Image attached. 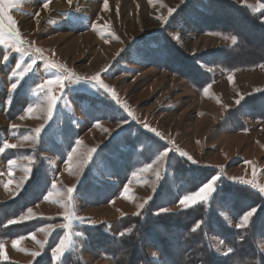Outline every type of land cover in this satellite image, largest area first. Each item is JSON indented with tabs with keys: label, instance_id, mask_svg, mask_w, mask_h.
<instances>
[{
	"label": "rangeland",
	"instance_id": "374dc122",
	"mask_svg": "<svg viewBox=\"0 0 264 264\" xmlns=\"http://www.w3.org/2000/svg\"><path fill=\"white\" fill-rule=\"evenodd\" d=\"M238 1L242 0L236 2ZM258 1L260 6L264 4L263 1ZM8 2L9 10L0 13V19L4 20V26L0 24V111L7 110L10 107L9 102H19L25 107L26 115L30 113L28 109L33 110L34 107L38 108V112H44L42 116L41 114L34 116L36 120L42 121L45 115L48 117L50 98L55 96L57 102L53 111L58 112L59 117L62 112L59 110L60 107L63 108L64 117L68 115L73 117V113L71 115L64 108L76 109L79 105L85 108L87 112L84 111L91 120L98 121L87 125L86 121L80 122L81 132L90 141L80 140L72 157L74 162L72 167L75 171L71 167L70 171L63 173L59 172L61 168L52 167L49 161L53 153L49 146L50 142L43 144L39 153L51 169L52 177L61 175L56 177L57 181L70 182L71 177H76L79 173L83 160L87 162L89 153L92 154L95 148L97 150L131 122L149 131L144 123L136 122L138 119H147V122H152L148 123L151 127L158 123L166 128L165 133L169 139L160 137L167 144L163 150L165 160L171 153H178L200 166L215 168L220 166L226 172L225 175L233 179L250 181L257 187H264L261 183L264 181V174L247 167V160L258 158L260 126L257 123L264 122V119L255 118L249 112L241 111L238 105L245 96L251 94L242 92L241 87L243 88L245 82L257 80L263 75L243 73L238 76L236 82H233L235 75L233 71L236 69L224 70L215 62H206L201 66L212 75V80L208 85L197 88L179 74L142 61L136 50L140 38L160 30L166 31L189 55L209 53L224 47V44L229 42L226 40L229 38L227 35L198 31L182 18L171 20L177 8L187 0H8ZM242 2L256 9L259 7L255 0ZM9 23L13 24L11 32ZM247 40L255 49L254 55L263 53L264 42ZM198 42L200 45H197ZM192 49L198 51L190 53ZM255 67L262 69L264 74V63ZM97 76L99 80H94L93 78ZM57 77L62 80V84H47L49 80L56 81ZM13 84H16L15 88L12 87ZM254 86L261 87V84L257 82ZM81 92L98 96L100 101L93 107L88 105L85 107L89 102H80L75 98V93ZM110 101L114 106L108 103ZM21 106L11 105L6 118L17 117L22 110ZM76 113L78 114L77 111ZM0 118L8 121L2 112ZM242 123L245 125L242 126ZM48 130L49 125L43 133ZM38 143L39 140L34 146L25 147L23 152L29 153L30 150L35 154ZM13 153L14 151L8 152ZM262 153L259 156L261 161L264 159ZM247 156H250V159H247ZM66 159L63 157L62 163H65ZM162 160L163 158L150 168L143 169L135 177L137 180L129 177L121 184V192L116 197L121 196L122 192L125 193L124 187L129 189L130 185L131 190L125 198H128L127 203L133 205L134 210L139 209L141 203L136 205L130 199L129 193L132 189H138L146 195L152 189L155 192L161 176L159 172L165 162L162 164ZM86 164L83 163L79 177L71 188H75ZM107 180L116 181L115 178ZM65 194V188L58 187L57 193L52 196H58L60 202L46 201L44 204L48 208L55 207L56 210L66 212L68 208ZM81 202L77 198L73 208L69 204L71 209L67 218L56 215L53 218L57 219L52 222L56 223V226H61L64 222L63 225H66L69 219L75 222L79 217H85L83 214L87 215L90 210L83 208ZM178 202L179 200L163 210L176 211L174 208H179ZM199 202L201 200L196 204ZM180 207L185 208L181 203ZM104 209L100 207L95 210ZM101 213L104 214L105 211ZM242 218L243 216L236 220L227 213L224 214L228 224V221L233 225L239 223L238 227H242V223L244 226L249 223L245 225V222L241 221ZM261 242L264 249V241ZM224 245L217 243V250L225 249ZM150 249L152 247L148 248V253Z\"/></svg>",
	"mask_w": 264,
	"mask_h": 264
},
{
	"label": "trees",
	"instance_id": "16d2710c",
	"mask_svg": "<svg viewBox=\"0 0 264 264\" xmlns=\"http://www.w3.org/2000/svg\"><path fill=\"white\" fill-rule=\"evenodd\" d=\"M172 18H182L198 31L235 36L237 42L209 53L189 55L166 31L160 30L137 41L136 50L142 61L179 74L197 88L212 80V75L201 66L203 63L215 62L224 70L251 68L264 63V51L254 55L255 49L247 40L264 42V10L256 13L233 0H187ZM75 98L89 102L85 107H93L100 101L98 96L87 92L75 93ZM108 103L114 106L113 102ZM238 105L241 111L264 119V90L245 96ZM69 119V115L63 118V142L53 138L54 130L49 129L41 135L31 176L17 197L0 201V239L29 233L57 219L9 223L41 201L49 191L52 172L39 151L48 141L51 150L65 157L76 134ZM166 146L160 137L131 122L98 147L86 164L72 196L81 198L88 205L110 201L120 194L121 184L133 172L151 163ZM109 178L116 181L107 180ZM212 178H216L215 188L206 200L176 211H161ZM251 210L255 212L246 226L234 227L224 219L227 213L239 220ZM66 225L81 235L76 236L78 242L65 254L61 264H83L79 246L110 258L114 264H264L261 246L264 241V195L261 191L228 177L219 168L200 166L178 153H171L165 160L156 190L141 211L125 215L115 223L116 234L109 232L106 223L89 226L69 219ZM63 231L61 228L51 235L44 252L33 264L52 263V250ZM214 235L229 246V254L215 252ZM151 247L158 250L161 261L150 258L148 248Z\"/></svg>",
	"mask_w": 264,
	"mask_h": 264
},
{
	"label": "crops",
	"instance_id": "0c3cea01",
	"mask_svg": "<svg viewBox=\"0 0 264 264\" xmlns=\"http://www.w3.org/2000/svg\"><path fill=\"white\" fill-rule=\"evenodd\" d=\"M242 1L241 2L238 1L239 4L247 6L253 12L260 13L264 9V4L262 3V5L260 6V1H258V0L257 1L255 0V2L257 4H259V7L257 9L250 6L249 4H244ZM227 37H229V38L228 39L225 38V39L228 40L229 42L227 44H224L225 46L230 47V46H233L237 42V38L235 36L227 35ZM197 45H200V42H198ZM197 51L198 50H196V49H192V51L190 53H194ZM262 71L263 70L258 68V67L257 68L251 67V68L236 69L233 71V72H235V73H233V74H235L233 77L234 78L233 82H236V79L238 78V76L240 74H243V73H245V74L257 73L259 75H263L262 77L259 76L260 78H258L257 80L254 79V81L245 82V85L243 86V88L241 87V90H243L242 92H246V93L259 92L260 90H264V74ZM256 81L259 84H261V87L254 86V83H257ZM207 87H209V86H207ZM240 98H242V97H240ZM13 104H17L19 106L22 105L19 102H16V103L9 102L10 107ZM7 108L8 107H6V109ZM24 108L25 107L21 106L22 110L17 114V117L16 116H15V118L11 117L12 119L9 117H8L9 119L6 118L8 109L0 111L3 113L4 117L8 120V121H6V120H2L0 118V201H7L10 199H13V198L17 197L19 195V193L21 192L25 183L27 182V180L31 176V173L33 170V164H34L35 159H36L35 154L33 152H31L30 150H29V153L23 152V149H25V147L34 146L36 141H38L40 139L41 135L43 134V132L45 131V129L47 128L48 125H49V129L51 131L54 130L52 133L53 138L59 143L63 142L62 127H63L64 112H63L62 107H60V109H59L62 111L60 113L61 114L60 117L58 116V112L53 111L52 117L46 118V115H45L42 118V121L36 120L34 118V116L36 114H41V116H42L43 114H45L44 112H42V111L38 112L37 111L38 108L34 107L32 112L27 113V115H26ZM64 109H65V111H69L70 114L73 113V115H74L73 117L71 116L69 119L71 124L76 129V134H75V138H74L75 141L73 143L74 145L72 144L71 147L67 150L65 157H64V158H67L65 163H62V158L53 150H52L53 153H51L52 156H50V160H49L52 164V167H55L57 169H58V167L61 168L62 170H59V172L63 171V173L71 170V167L73 166L74 162H73V160H71V162H69L68 157H69V155H72V157H74L73 149H75V150L77 149L80 140L81 141L84 140L85 142L90 141V140H87V136L83 135V133L81 132L82 127H80V122L86 121V124L83 123L85 125L98 123V121L91 120L87 116V113H85L84 109L79 105L76 106V109H75V107L74 108H67L66 107ZM53 110H54V108H53ZM76 111L78 112V114L76 113ZM31 114H33V117H31ZM39 118H40V116H39ZM209 118L211 119V117H209ZM136 122L142 123V124L144 123V125L146 127H148L147 129L149 131L158 135L159 137H162L164 139H169L168 134L165 133L166 128L161 127L158 123H156V125L154 126L156 128H154L148 124V123H152V122L151 121L147 122V119H138V120H136ZM51 123H53V124H51ZM42 125L44 126L42 131L40 133H37L36 129L41 128ZM257 125L260 126V128L258 129L260 131L259 135H258L259 142H258V148H257L258 158H257V160L252 159V161L247 160V165H248L247 167H249L255 171L262 172L264 174V159H263V161H261L259 158V156L262 152H263L262 155L264 154V122H262V123L258 122ZM249 130H250V128H249ZM89 133H91V131ZM241 133H244V132H241ZM64 135L66 136L67 134L64 133ZM243 136H245V135H243ZM7 144L17 145V147L9 148V147H6ZM84 145H85V143H84ZM183 148L186 149L187 151H189L188 148H186V147H183ZM27 149H29V148H27ZM95 150H96V148L94 149V151ZM9 151H14V153L8 154ZM94 151L92 152V154L94 153ZM183 152H185V151L183 150ZM92 154H91V156H92ZM164 155L165 154L163 153V151H161L151 163L146 164V165L138 168L135 172H133L130 176L131 179L134 178L135 180H137L138 178H135V177H137L139 175V173L142 172L143 169L147 168L149 165H153L154 163H156V161H159L162 158H163V160H162V164H163V162L165 161ZM91 156L88 157L87 162L89 161ZM247 159H250V156H247ZM13 161H15V163H11ZM84 162L85 161L83 160L82 165ZM87 162H85V164ZM249 162H251V163H249ZM162 164H161V166H162ZM82 165L80 166L79 173L76 175V177L75 176L71 177L73 181L72 180H69L70 182H66V180L65 181H63V180L57 181L56 177L58 175L60 177L61 175L58 174L57 176H55V178L52 179V182H51V185L49 188V192L47 193L45 198H43L41 202H38V203L32 205L31 207H29L28 209H26L25 211L21 212L19 215H17L13 219H11L9 221V223L26 222V221H30V220H34V219H38V218L51 219L56 215H61L62 217L67 218L69 213H70V209H71L70 205L73 208L74 203H76V199L79 198V197H73L72 195H71V197H69L68 193H67V189L71 188L74 185L75 181L79 177ZM163 168H164V165H163ZM163 168L160 169V172H159L160 175L163 171ZM218 168L221 171L225 172L220 166ZM72 169H74V171H75L74 167H72ZM244 170H245V168H244ZM57 172H58V170H57ZM228 177H230V176H228ZM234 179L240 183L250 185V186L258 189L259 191H261V187H257L253 183H245L243 180L236 179V178H234ZM132 181H131V183H132ZM261 183L264 186V181H261ZM58 187H59V189L65 188V191H66L65 203H67V208H68V210L66 212H65V210L64 211L56 210L55 207L48 208L46 206V204H44L46 201L47 202L54 201L55 203L58 201L60 202V199L58 198V196L55 197V196L49 195V193H51L53 195L56 194ZM214 188H215V184H214ZM129 189L131 190L130 185H129ZM124 190H125V187H124ZM133 190L134 189H132V191L129 193V197H130V199H132L135 202L136 205H138V203H141V207L139 209L134 210V206L127 203L126 199H128V198H125L126 195L124 192H122V194H121V196L123 195L121 200H120L121 196H119V197H115V198L111 199L112 200V201L110 200L111 202L108 201L107 203L100 204V205H88L85 202H83V200L81 198H79L82 201L81 203L84 205V206L82 205L83 208H88V210H90V211L87 215L83 214L85 217H79L78 220L75 222L77 224H83V225H89V226L97 225L100 223H106V224H108L109 232L116 234L117 232H116V228H115V223L121 217H123L127 214L139 213L141 211V209L152 198V196L154 194V189H152L151 191H148L149 192L148 195H146L145 192L142 193L138 189H136L134 191ZM195 192H197V191H195ZM195 192H193V193H195ZM261 193L264 195V192L261 191ZM190 194H187V195H190ZM60 195L64 196L63 194H59V196ZM184 196H186V195H184ZM184 196H181L179 199V202L177 203L179 205V208H174V210H180V209L184 208V207H180V200H182V198ZM201 201H203V200H201ZM100 207L105 208L104 210H101V211H105L104 214H102L100 210H95V209H99ZM130 207L133 209H131ZM188 207H190V206H188ZM29 209H31V213H29ZM131 210H133V211H131ZM251 211H253V210H251ZM242 220H243V218L241 219V221ZM228 222L230 225H232L234 227L240 226L239 223H237L236 225H233V224H231L230 221H228ZM237 222H240V221H237ZM248 222L249 221L245 222V225ZM63 224H61V226H56V223L48 222V223H45L44 225L38 227L37 229L27 233V234H23V235L11 237V238L0 239V263L16 262V263H20V264H33L34 261L36 260V258L44 252L45 247L47 245V242L50 239L51 235L55 231H57L58 229L64 228V232L61 234L58 242L56 243V245L54 246V248L52 250L53 261L51 264H61V261H62L63 257L65 256V254H67L70 250H72L74 248L75 244L78 242L75 239L76 236L79 237V235H81L80 232H78L76 229H73V228L71 229V227H68V228L62 227ZM49 225H51V227H49ZM65 237H68V240L66 241V247H65L64 251L63 252H56L55 250L57 249V246L60 244L61 240L65 239ZM15 241H19V243L16 244V243H14ZM212 243H213V247L215 249V252L217 254L227 255L230 253L229 246L219 236H215V238L212 239ZM217 243L225 244L224 245L225 249L217 250V248H216ZM78 253H79V256H80L83 264H113V261L110 258L104 257V256L103 257L98 256L92 250H90L87 247L79 246ZM149 253H150L152 260H154L156 262L161 261V256H160V253L158 252L157 249L152 248V249H150Z\"/></svg>",
	"mask_w": 264,
	"mask_h": 264
},
{
	"label": "snow or ice",
	"instance_id": "6c2138e0",
	"mask_svg": "<svg viewBox=\"0 0 264 264\" xmlns=\"http://www.w3.org/2000/svg\"><path fill=\"white\" fill-rule=\"evenodd\" d=\"M173 11H174V10H173ZM3 22H4V20H3V19H0V24H2V25L4 26ZM13 23H15V21H13ZM12 25H13V24H10V23H9V31H10V32L12 31V27H11ZM54 66H55V65H54ZM93 79H94V80H99V77L97 76V77H94ZM229 79H232V77H229ZM49 81H50V80H49ZM55 83H60V84H62L63 82H62V80H61L59 77H57ZM47 84H48V85H51V84H53V83H48V81H47ZM12 87L15 88V87H16V84H13ZM105 87H106V86H105ZM113 95H115V93H113ZM56 102H57V98H56L55 96H52V97L50 98L49 107H48V109H47V114H48V117H49V118L52 116L53 108H54ZM28 111L31 112L32 109L29 108ZM43 127H44V126L42 125L41 128H37V129H36V132H37V133H40V132L42 131ZM6 147L12 148V147H17V145L7 144ZM75 151H76V150L73 149V153H75ZM89 156H91V153H89ZM68 159H69V162H71V160H72V155H69ZM85 162H86V161H85ZM11 163H15V161H13V162H11ZM249 163H251V162H249ZM148 167L150 168L151 165H149ZM157 175H159V174H157ZM244 182H245V183H251L250 181H244ZM215 183H216V180H211V182H207V183H205L202 187H200V189H202V191H199V194H198L197 196L186 195V196L183 197V198H184L183 200H180V203H181L183 206L188 207L189 204H195L197 201L202 200L201 198H203V199H207L208 196L214 191V184H215ZM200 189H199V190H200ZM74 190H75L74 188H68V189H67V192H68V194H69V197H71V194L74 192ZM129 191H130V189L127 188V191H125V195H127ZM49 195H52V194L49 193ZM161 211H167V210H161ZM29 213H31V209H29ZM253 214H254V213H253L252 211L247 212V216H245V215L243 216V222H247V221L250 219V217L253 216ZM66 215H67V214H66ZM242 224H243V223H242ZM49 227H51V225H49ZM62 227H68V225H63ZM67 240H68V237H65V239L63 240V243H62V244H61V241H60V248H57L55 251H56V252H63L64 249H65V247H66V241H67ZM14 243L18 244L19 241H15Z\"/></svg>",
	"mask_w": 264,
	"mask_h": 264
},
{
	"label": "clouds",
	"instance_id": "9594fccd",
	"mask_svg": "<svg viewBox=\"0 0 264 264\" xmlns=\"http://www.w3.org/2000/svg\"><path fill=\"white\" fill-rule=\"evenodd\" d=\"M10 8V4L8 2V0H0V13H6ZM48 83H55V81L50 80L48 81ZM125 191H127V188H125ZM199 191H202V189L198 190L195 193H191V196H197L199 194ZM261 191L264 192V187L261 188ZM184 198H182L183 200ZM203 199V198H201ZM198 202V201H197ZM188 206H191V204H189ZM255 210H253L252 212L254 213ZM245 216H247V213L245 214ZM249 221V220H248ZM241 226H244L243 224ZM63 243V240H61V244ZM57 248H60V244L57 246Z\"/></svg>",
	"mask_w": 264,
	"mask_h": 264
}]
</instances>
